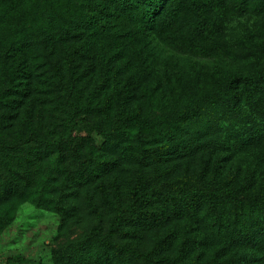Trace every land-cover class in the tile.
<instances>
[{
  "label": "trees",
  "instance_id": "obj_1",
  "mask_svg": "<svg viewBox=\"0 0 264 264\" xmlns=\"http://www.w3.org/2000/svg\"><path fill=\"white\" fill-rule=\"evenodd\" d=\"M252 1L263 13L264 0H237L240 12ZM198 3L205 5L0 0V136L16 134L0 137V145L16 151L28 143H67L77 160L85 158L77 185H90L118 165L98 163L94 144L80 153L98 133L112 159L122 152L145 171L137 174L129 203H108L109 235L133 239L128 249L106 248L110 264L113 252L115 264L127 254L131 264H264V65L225 77L203 76L197 65L155 75L142 57L152 34L178 46L187 27L194 40L187 48L240 50L236 55L244 60L264 59V47L242 51L214 38L211 11L203 18ZM253 36L264 41V18ZM77 124L87 131L74 137ZM60 157L58 167L67 155ZM105 229L103 223L94 227L97 234ZM146 231L152 242L144 250Z\"/></svg>",
  "mask_w": 264,
  "mask_h": 264
},
{
  "label": "rangeland",
  "instance_id": "obj_2",
  "mask_svg": "<svg viewBox=\"0 0 264 264\" xmlns=\"http://www.w3.org/2000/svg\"><path fill=\"white\" fill-rule=\"evenodd\" d=\"M201 1L205 5L198 3L196 9L206 12L199 14L206 19L211 11V20L208 19L207 24L211 25L214 38L241 46L242 51L264 47V41L253 36L259 29L260 20L264 18V12L260 13L261 9L257 8L254 1L244 13L240 12L242 8L237 0ZM184 29L188 33L181 30V44L178 46H165L153 34L147 40L142 57L147 58L148 65L151 62L150 69L154 70L155 75H163L167 69L175 74L176 68L172 72L175 66L191 70L193 65H197L200 68L198 73L203 76L213 73L217 77H225L235 74L240 68L264 65V59L239 58L236 54L240 50L217 48L213 54H207L187 48L192 47L190 44L194 40L188 28ZM143 71L145 74L149 72L146 65ZM111 78L112 84L118 86L115 83L118 78ZM202 83L204 88H211L209 81L203 80ZM162 89L166 92L170 90L164 86ZM74 127V137L81 136V130L82 133L87 131V125L83 126L85 128L78 124ZM135 131V128L131 129L132 136ZM3 134L5 136H0L3 139H12L16 135L11 130ZM103 142L101 135L95 133L94 139L80 145V153L84 154L89 145L94 144L98 148L97 153L102 155L98 157V163L114 160L117 167L90 185L79 186L75 181L77 167L85 158L79 155L81 159L77 160L76 155L70 152L72 146L67 143L59 144L58 147L28 143L16 151L4 149L0 145V264H110L107 261L110 255L103 257V252L106 248L113 250L111 243L117 248L130 247L133 239L109 235L108 228L113 220L108 203L113 202L118 206L129 203L135 178L145 171H141V167L130 160L132 156H123L122 152L112 159V155H109L110 145ZM62 154L67 157L58 167V159L62 158ZM152 169L145 168L148 173ZM99 223H103L106 229L97 234L94 227ZM151 242L152 235L146 231L139 247L146 250ZM115 255L113 252L111 264L116 263ZM137 261V264H143V260ZM133 262V255L127 254L122 264Z\"/></svg>",
  "mask_w": 264,
  "mask_h": 264
}]
</instances>
